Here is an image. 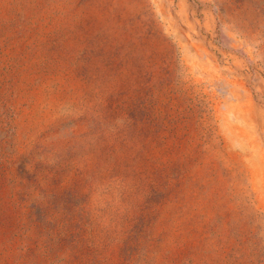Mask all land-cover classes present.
Wrapping results in <instances>:
<instances>
[{"label": "rangeland", "instance_id": "rangeland-1", "mask_svg": "<svg viewBox=\"0 0 264 264\" xmlns=\"http://www.w3.org/2000/svg\"><path fill=\"white\" fill-rule=\"evenodd\" d=\"M0 264H264V0H0Z\"/></svg>", "mask_w": 264, "mask_h": 264}]
</instances>
